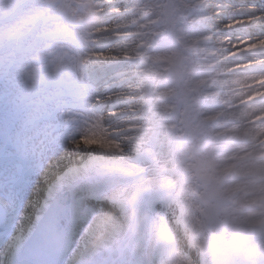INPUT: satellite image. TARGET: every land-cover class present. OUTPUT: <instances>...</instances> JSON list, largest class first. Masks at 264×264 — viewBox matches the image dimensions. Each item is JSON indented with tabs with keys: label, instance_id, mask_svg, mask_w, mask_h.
Wrapping results in <instances>:
<instances>
[{
	"label": "snow or ice",
	"instance_id": "snow-or-ice-1",
	"mask_svg": "<svg viewBox=\"0 0 264 264\" xmlns=\"http://www.w3.org/2000/svg\"><path fill=\"white\" fill-rule=\"evenodd\" d=\"M162 19L167 26L165 32H152L150 29L154 22L141 26V30L134 34L138 39L131 49L123 51L125 59L135 61L142 58L151 51L153 38L159 35L162 41L171 39L184 49L202 51L201 66L206 67L207 72L198 81L186 82L183 74L186 62L182 55L156 56V63L170 68L173 87L156 93L162 98V108L153 104L150 89L134 90L142 94L143 104L139 110L151 112L152 118L151 126L140 128L139 135L132 142L139 141L145 156L167 152L179 157L181 165L185 161L192 163L186 167L169 168L167 162L154 160L155 174L151 180L144 182L141 189L117 197V202L126 210L128 198H134L150 185L161 200L175 203L178 215L182 216L186 199L184 182L191 174L196 181L191 188V195L195 197L192 207L199 217L193 234L205 230L211 233L210 239L198 246L209 250L216 264H234L232 258L242 248L249 233L256 230L264 232V149L257 143L264 136V127H259L260 122H264V75L258 78L245 75L246 82L240 87L252 91L236 107H249L242 112L226 113L220 106L229 102L224 95L227 82L215 74V69L223 63H228L232 72L251 67L250 61L244 63L239 60L240 45L245 42L238 38L235 29L244 27L248 21L249 24L254 22L255 27L264 32V10L258 13L254 5H237L233 0H174L164 6ZM257 48L264 51V39H260L258 44H247L243 51ZM92 55L101 57L103 54L93 52ZM124 82L126 75L125 80L116 86L123 87ZM249 116L251 119H247ZM240 120L257 127L241 129L236 123ZM131 131L133 129L122 131L119 135L128 136ZM102 132L103 129L97 127L96 134ZM105 144L120 147L115 139H108ZM240 144L248 147H235ZM87 168V164L70 167L57 177L30 225L33 231L51 233L58 230L60 221H67L68 226L60 233L67 240L71 228L91 215L89 209L76 201L71 205L67 202L63 205L52 203L53 191H63L66 184ZM253 208L260 211L254 212ZM97 226L115 227L112 218L106 216L95 217L93 224L89 225V232ZM156 233L161 237L169 235L166 217H157Z\"/></svg>",
	"mask_w": 264,
	"mask_h": 264
},
{
	"label": "bare ground",
	"instance_id": "bare-ground-1",
	"mask_svg": "<svg viewBox=\"0 0 264 264\" xmlns=\"http://www.w3.org/2000/svg\"><path fill=\"white\" fill-rule=\"evenodd\" d=\"M121 1V5L123 4L126 7H131L132 5L137 6L141 3L144 4L145 6L142 5V7L137 11V13L143 12L144 10L145 16L139 21L138 24L137 22H134V24L137 25L128 26L126 22H122V16L115 15V13H117L116 10L120 6V4H112L110 0H101L104 12L103 21L108 20L109 25H107L105 28H95L93 30V37H95L93 44L104 45L109 41L111 42L110 44H107L106 47H104L105 52L102 56H104L105 54H110L112 52H117L118 56L120 55L119 53H121V57H124L123 51L126 48L129 50L131 49L133 42L135 41L134 37H131V39L129 38L128 40L119 39L115 41L112 40L113 37L118 35L119 33H125L130 29H136L138 31L140 30L141 26H147L150 22H154L151 24L152 29L156 22L157 6L154 4L155 0H128L129 2H125L126 0ZM233 2L237 5H254L258 13L259 11L264 10V0H233ZM110 28L118 29L117 31L119 32L113 35ZM235 33L238 35V38L240 40L245 42L240 45L241 54L239 56V60L244 63L250 61L251 68L255 67V69L252 71H248V74L250 76H255L258 78L259 76H261L260 73L264 72L259 67V64H264V59H260L264 57V51H261L257 48L245 52L243 51V49L246 47L247 44H258L260 39H264V32L258 30L255 27L254 22L252 24H249L248 21H245V26L237 27L235 29ZM153 41L154 42L152 43V47L159 44L157 43L156 39L154 40V38ZM166 50L167 49H163L160 51L155 50L148 54L146 52V54L142 58H139V60L135 61L134 63H131L129 66L126 63L123 64V67L129 70V74H133L139 70H148V72L146 73L147 75L145 76L146 86L141 88L145 90L150 89L153 92V96L151 97L152 102L154 105H157V107L160 108L163 107L162 98L156 95V93L159 92V89L157 86V82H154V79L159 77V75L157 74L158 68L154 71L151 70V68L154 66L153 62H155V59H150L149 57L159 56L161 55V52H164ZM193 50L195 53L196 63L201 62L203 58L202 51L198 52L195 49ZM173 51L176 52V49H173ZM109 57L110 59L117 60L116 56L110 55ZM88 63L98 64L99 61L94 56L88 61ZM115 64L121 65V61H116ZM63 68L68 71L71 70L70 64H66ZM68 74L69 72L67 73V75ZM165 80L166 79H164L163 81ZM129 83H132V80L128 81L126 84ZM150 83L154 84V88H152ZM170 88L172 87L163 86L164 91ZM122 90L123 87L112 90L110 93L114 91L118 95H121L123 92ZM27 100H30V97ZM43 105L45 107V104ZM146 116L147 120L151 122V112H148ZM123 121L127 122V125L125 127L129 128L109 130L110 132L116 133L113 139L118 141L120 147H113L112 145L105 144V141L111 138L106 136V133L103 129L105 121L101 118H96L95 121L90 122L87 126L82 125V122L77 120L67 132L64 131V128L61 126V124H57V131L60 133L59 136H56L54 132H51L49 129H44L41 133V137L45 139L42 143H40L41 145L38 146V140L35 138L32 139V141L36 144V147L33 146L32 150L30 151V154L42 155L45 166L54 168H44L45 170L43 171L41 178H39L38 180L39 182H42V184L35 186V195L33 194V192L31 194L30 200L32 201V203H28V201H26L23 197L21 208L26 209L27 205H29L30 208L28 211L25 212L24 225L21 228L17 229V234L15 238L13 237L11 240L12 245L9 247L10 250L13 246L17 244L20 238L26 236L30 232V225L33 224L36 215L40 212V206L43 200L48 196L49 187L56 182L58 176L62 175L70 167L78 168L85 164L88 165L87 170L82 171L78 177L73 179L70 184H66L65 188L63 189L68 190L74 188V192L76 193H80L83 188L87 186L88 177L98 179V177L103 172L119 174L123 179H136L135 183H130L127 187H125V190H128L129 193L141 189V185L144 182L151 180L152 176L155 174L153 161L148 160L147 158H142V162L138 163V158L136 160L132 158V156L134 157L139 152L144 151L143 147L140 146L139 141L132 142L133 138L139 135L140 128L138 130L132 128V126L139 127V125L136 124L139 123V119L134 118L132 114H129L128 116L123 118ZM120 123L121 120L115 123L111 122L110 126L117 127ZM97 127L103 129V132L99 135L96 134ZM129 129H133V131H131L128 136L119 135L120 132L127 131ZM41 148H43L42 151H39V149ZM127 152H132V155H128ZM140 156L141 155H138V157ZM155 158L161 163L166 162L165 154L157 152L155 154ZM142 190H140L138 194H140ZM57 192H59V190L53 191L52 199L54 198ZM119 193H121L120 190L117 192L114 191L113 195L117 197ZM5 199L6 193L4 192L3 195H0V202L4 206L7 204L12 205L11 203L6 202ZM102 202H104L105 204L101 205L100 207H87V209L91 211V215L87 219L82 220L81 225L78 228V231H82L77 240L76 247L73 248L67 258L68 262L79 263L82 261H90L92 259L102 258L106 256L117 257L120 254L129 255L127 248L135 244V236L137 238L138 246L140 247L137 251L145 253V243L143 234L140 231L135 233L131 229L127 231L122 230L118 220L119 213L116 212L117 206L107 204L105 200H101L99 203ZM112 207L114 208L115 214L111 212V209L113 210ZM22 212L24 211H20V213ZM256 212L258 213L259 211L257 210ZM97 216L111 217L113 225H115V227L97 226L94 228L93 231L89 232V225L93 224V221ZM167 216L168 214L165 215L166 218ZM133 227L137 229L135 223L133 224ZM94 236H99L101 238L102 243L94 245L92 243V239ZM254 236L260 237L258 239H253L252 237ZM262 239H264V232H261L260 230L253 231V233H251V236L245 242H243V246L252 245L256 241ZM141 240L142 245L140 246L139 244ZM9 242L10 241H8V243ZM7 246L8 244L3 246V248L6 249ZM129 257L133 258L134 256L130 255Z\"/></svg>",
	"mask_w": 264,
	"mask_h": 264
},
{
	"label": "clouds",
	"instance_id": "clouds-1",
	"mask_svg": "<svg viewBox=\"0 0 264 264\" xmlns=\"http://www.w3.org/2000/svg\"><path fill=\"white\" fill-rule=\"evenodd\" d=\"M80 9L73 17L72 12L75 5L70 3V0L51 5L48 0H38L34 7L40 14V22L38 31L42 36H46L56 30L57 27L67 26L71 21L73 24L86 28L88 30L103 23V5L101 0H80ZM43 47L47 46V40H43ZM207 72L206 67L201 66V62L188 64L183 69V74L186 77V82H195L204 78ZM157 74L163 79H171V70L167 65L160 64L157 69ZM215 74L220 75L227 83L224 89V95L228 98V103L222 104L220 107L226 112H242L247 109L248 105H241L239 108L236 105L243 100L246 94L251 93V89L241 88L240 85L245 83L244 76L248 75L247 70L232 72L229 70V64H218L215 69ZM260 75H264L261 72ZM173 82V81H172ZM258 113H252L256 115ZM247 119H251L249 116ZM241 129L248 127H257V125H249L244 120L236 121ZM259 127H264V122H260ZM264 136H261L257 143L264 149ZM238 149L247 148L248 145H236ZM167 166L172 167H186L192 161H185L181 165L180 158L177 156L164 153ZM222 163V161H220ZM173 179H176L174 176ZM196 181L191 174L185 179V207L183 215H178V209L175 203H169L172 209L167 216L169 235L161 237L156 233L157 217L150 216V220L144 219V214L133 205L132 198H128V208L124 212L119 213L118 220L122 230L127 231L135 223L138 230L143 234L144 243L150 250L149 258L144 264H216V259L212 253L207 249H202L198 245L202 242H207L210 239V231L205 230L197 234H193V228L196 226L198 220V213L192 207L195 202V197L191 195L192 185ZM254 212L258 208L252 209ZM115 214V213H114ZM230 238V234H229ZM94 245L102 243L99 236H94L92 239ZM234 264H264V239L256 241L252 245H244L233 256Z\"/></svg>",
	"mask_w": 264,
	"mask_h": 264
},
{
	"label": "rangeland",
	"instance_id": "rangeland-1",
	"mask_svg": "<svg viewBox=\"0 0 264 264\" xmlns=\"http://www.w3.org/2000/svg\"><path fill=\"white\" fill-rule=\"evenodd\" d=\"M110 1L112 4H120L118 9L116 10L117 13H115V15L122 16L123 22H126V24L129 26L137 25L139 23V21L145 16L144 10H143V12L137 13V11L142 7V5H143L142 3L138 4L137 6L132 5L131 7H126L123 4L121 5L122 2L119 0H110ZM14 2H15V0H0V13L9 9L11 7V5H13ZM48 2L49 3L58 2L60 4V3L66 2V0H48ZM125 2H129V1L126 0ZM37 3H38V0H33V2L29 4V6L27 7V13L28 14L38 13V10L34 7V5H36ZM154 4L157 6L156 22L154 24V27L150 30L152 32H155V33H163V32H165L166 27H167L163 23V19H162L163 12H164V6L171 4V2H170V0H155ZM128 12H131V13H128ZM74 15H76V14L74 13ZM25 17H26V14H21V15H18L16 17V19H14L12 22H10L8 24L1 25L0 26V33L4 30H9L10 28L11 29L12 28H24L27 25V22L25 23V19H26ZM134 22H137V24H134ZM107 25H109V22L103 21V23L97 27L98 28H105ZM110 30L113 32V34L118 33L115 28H110ZM140 30H141V28H140ZM137 32L138 31H136V29H130L126 33L116 35L115 38L117 36H121L122 39L124 37L129 38L132 35V37H134V40L136 41L138 38L134 34ZM85 33L87 36L85 41L88 42L89 40H91L90 36L92 35V33H94L93 29H91V30L87 29ZM128 33L130 34V36ZM155 39L157 42H159V41L162 42L161 37L159 35L155 36L154 40ZM94 49H96V48H93L92 51H94ZM174 49H176V52H174V51H171V52L173 54L182 55L185 58L186 65L196 63L195 53H194L193 49L192 50L184 49L181 45H177ZM102 51H100V52H102ZM168 52H170V51L164 52V53H167L164 55H169ZM119 54L120 55L118 56V54L116 52H112L111 56H116V58H121L122 55H121V53H119ZM67 55L68 54L65 51H63L61 49V47L50 49V50L44 52L43 46H41L38 49L36 56L32 57V58L45 59V61L43 63H39L37 65H29L28 64L29 60L25 59V63L22 66H20L21 70H16V71L8 73L7 76L0 82V94H9V97L2 102L1 106L2 107H9V106L16 107V106H19L22 102L26 103L28 105L29 102H27V100H23V99L28 97L29 90L34 86L36 79L43 78V77H49V76H64L65 75L62 64L63 63L66 64V62L64 61L66 59L70 62V59L66 58ZM155 57H150V58H155ZM263 58L264 57H262L260 59H263ZM109 60L111 61L110 57L105 59V61H109ZM0 63H1V60H0ZM159 65L160 64L157 63L154 65V67H158ZM71 66H72V68L74 67V65L72 64V61H71ZM151 70H155V69H151ZM1 71H2V64H0V76H2ZM147 72H148V70H146V71L143 70V76H146ZM140 74H141V72H140ZM143 76L141 74L140 82H138L136 87H139L140 85L145 86L146 81H145V78H143ZM156 80L159 81V83H162V81L164 79L159 76L158 78H156ZM168 86L173 87V82ZM126 91H128L127 95L131 96L129 90H126ZM136 115H140L139 119L141 120V122L143 124L140 127H148V125H146L144 123L145 122V113H140V114L137 113ZM47 168L53 169L54 167H47ZM40 177H41V175H40ZM37 184H40V183H37ZM34 195H35V192H34Z\"/></svg>",
	"mask_w": 264,
	"mask_h": 264
}]
</instances>
